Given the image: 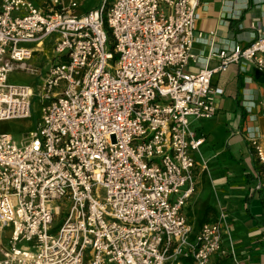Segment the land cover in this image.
Wrapping results in <instances>:
<instances>
[{
  "label": "built area",
  "instance_id": "2783aa9c",
  "mask_svg": "<svg viewBox=\"0 0 264 264\" xmlns=\"http://www.w3.org/2000/svg\"><path fill=\"white\" fill-rule=\"evenodd\" d=\"M200 1L110 0L80 15L78 0H0V122L29 119L34 97L41 105L21 143L0 134V225L11 227L0 264H215L214 255L228 256V215L220 211L191 239L183 213L197 185L190 152L204 141L190 120L216 114L215 74L230 65L264 74V37L212 49L217 66L188 71L200 59L194 43L206 42L196 33ZM46 38L56 56L46 78L9 84L15 71L34 73ZM255 134L246 131L264 177Z\"/></svg>",
  "mask_w": 264,
  "mask_h": 264
},
{
  "label": "crops",
  "instance_id": "0c3cea01",
  "mask_svg": "<svg viewBox=\"0 0 264 264\" xmlns=\"http://www.w3.org/2000/svg\"><path fill=\"white\" fill-rule=\"evenodd\" d=\"M31 1L38 7L46 2ZM198 9L196 33H203L206 42L194 43L200 59L197 65H190V72L218 65L208 56L212 49L238 44L246 47L258 35L264 37V0H201ZM53 44L52 38L43 40L30 62L36 67L33 69L44 70V79L56 62ZM211 86L222 90L215 99L216 114L208 121L190 120L191 130L204 141L198 152H190L195 160L197 185L183 213L191 228V239L200 225L215 221L220 211L228 215V234L223 237L222 247L229 254L214 255L213 263L264 264V177L246 135L247 130L254 131L264 150V74L251 65H230L212 77ZM2 228L0 225V232ZM6 243L0 238L1 248ZM178 264L189 262L181 260Z\"/></svg>",
  "mask_w": 264,
  "mask_h": 264
},
{
  "label": "rangeland",
  "instance_id": "374dc122",
  "mask_svg": "<svg viewBox=\"0 0 264 264\" xmlns=\"http://www.w3.org/2000/svg\"><path fill=\"white\" fill-rule=\"evenodd\" d=\"M106 0H78V7L75 10L81 11L83 13H87L90 10H93L95 8L100 7ZM110 1V0H109ZM108 6V3L105 5V8ZM108 35V47L110 48L112 46V41L111 38ZM33 68L34 65H32ZM37 70V69H36ZM34 69V73L30 74L29 72H13L9 74L8 82L11 85H33L34 84H40L42 80L44 79V70L39 69V71H36ZM39 72V73H38ZM40 102L37 97H34L31 102V117L29 119H17V120H6V121H1L0 122V134L1 133H7L10 134L13 140L16 143H21L25 137L27 136L28 132L33 131L37 127V123L40 120L41 117V109H40ZM105 196V191L103 189L98 191V198L100 201L103 200ZM59 204V203H56ZM66 208L63 209L62 213L60 214L59 217H56L54 220L53 224V229L51 233H54L58 227L62 223V219L66 215ZM11 234V227H6L4 226L2 228V232H0V238L4 242H8L9 235ZM7 245V243H6Z\"/></svg>",
  "mask_w": 264,
  "mask_h": 264
},
{
  "label": "trees",
  "instance_id": "16d2710c",
  "mask_svg": "<svg viewBox=\"0 0 264 264\" xmlns=\"http://www.w3.org/2000/svg\"><path fill=\"white\" fill-rule=\"evenodd\" d=\"M107 3L109 4V0H106V1H105V5H106ZM209 211H210V209H207V212H209ZM203 222H205V219H204Z\"/></svg>",
  "mask_w": 264,
  "mask_h": 264
}]
</instances>
